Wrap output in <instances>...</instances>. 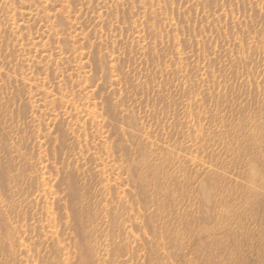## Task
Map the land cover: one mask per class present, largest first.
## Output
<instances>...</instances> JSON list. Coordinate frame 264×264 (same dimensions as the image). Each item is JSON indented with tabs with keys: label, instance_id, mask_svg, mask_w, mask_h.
Here are the masks:
<instances>
[{
	"label": "rangeland",
	"instance_id": "374dc122",
	"mask_svg": "<svg viewBox=\"0 0 264 264\" xmlns=\"http://www.w3.org/2000/svg\"><path fill=\"white\" fill-rule=\"evenodd\" d=\"M0 264H264V0H0Z\"/></svg>",
	"mask_w": 264,
	"mask_h": 264
},
{
	"label": "bare ground",
	"instance_id": "6f19581e",
	"mask_svg": "<svg viewBox=\"0 0 264 264\" xmlns=\"http://www.w3.org/2000/svg\"><path fill=\"white\" fill-rule=\"evenodd\" d=\"M2 174H3V172H2ZM2 176V175H1ZM142 221V220H141ZM204 244V243H203Z\"/></svg>",
	"mask_w": 264,
	"mask_h": 264
}]
</instances>
